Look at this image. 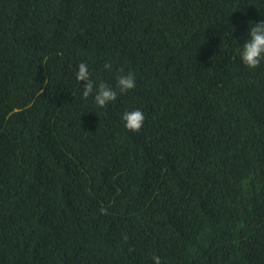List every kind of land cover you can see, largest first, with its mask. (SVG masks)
<instances>
[{
	"label": "trees",
	"instance_id": "trees-1",
	"mask_svg": "<svg viewBox=\"0 0 264 264\" xmlns=\"http://www.w3.org/2000/svg\"><path fill=\"white\" fill-rule=\"evenodd\" d=\"M261 19L264 0H0V264H264V63L238 55ZM81 62L136 88L99 108Z\"/></svg>",
	"mask_w": 264,
	"mask_h": 264
},
{
	"label": "clouds",
	"instance_id": "clouds-1",
	"mask_svg": "<svg viewBox=\"0 0 264 264\" xmlns=\"http://www.w3.org/2000/svg\"><path fill=\"white\" fill-rule=\"evenodd\" d=\"M246 38L239 49L238 55L241 62L250 69H255L264 63V19L247 22ZM104 67L110 69L111 65L105 63ZM75 77L78 82H83L82 95L92 96L95 105L104 108L117 99L119 93H126L136 88V77L133 72L127 73L121 70L116 78V87L109 84H97L90 75L89 65L81 62L77 66ZM118 89V91H117ZM124 127L132 132L139 131L145 122V115L139 108L125 110L121 114ZM153 264H161L159 255L152 256Z\"/></svg>",
	"mask_w": 264,
	"mask_h": 264
}]
</instances>
